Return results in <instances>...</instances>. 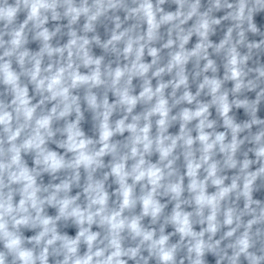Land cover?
<instances>
[{"label": "clouds", "instance_id": "clouds-1", "mask_svg": "<svg viewBox=\"0 0 264 264\" xmlns=\"http://www.w3.org/2000/svg\"><path fill=\"white\" fill-rule=\"evenodd\" d=\"M0 264H264V0H0Z\"/></svg>", "mask_w": 264, "mask_h": 264}]
</instances>
